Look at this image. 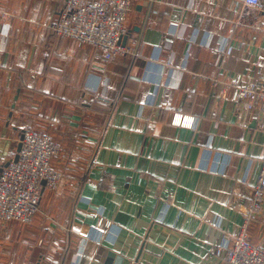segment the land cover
Returning <instances> with one entry per match:
<instances>
[{"label": "crops", "instance_id": "1", "mask_svg": "<svg viewBox=\"0 0 264 264\" xmlns=\"http://www.w3.org/2000/svg\"><path fill=\"white\" fill-rule=\"evenodd\" d=\"M66 1L0 0V166L31 127L60 142L65 175L30 224L0 222V264H221L210 249L242 232L264 154V116L225 83L264 72L263 14L244 0H135L133 52L104 62L52 29ZM98 82L113 105L93 98ZM247 236L264 245V211Z\"/></svg>", "mask_w": 264, "mask_h": 264}, {"label": "built area", "instance_id": "2", "mask_svg": "<svg viewBox=\"0 0 264 264\" xmlns=\"http://www.w3.org/2000/svg\"><path fill=\"white\" fill-rule=\"evenodd\" d=\"M135 0H67L60 18L51 27L59 35L67 36L93 48V59L110 62L119 54L132 53L133 49L123 44L125 24ZM250 7L258 9L264 17V0H244ZM264 27V20H263ZM230 53L231 47L223 43L218 50ZM169 64L172 61L168 62ZM219 82L216 80L215 85ZM102 83L89 87L93 98L110 103L102 94ZM228 97L248 110L257 109L264 116V72L259 68L257 76L246 81L243 74L236 75L225 83ZM173 123L194 127L195 116L175 113ZM264 129V122H260ZM208 146L211 145L209 141ZM62 154L60 142L52 135L40 133L34 128L24 129L22 147L18 160L14 158L0 172V222L12 221L28 224L40 211L43 189H56L62 172L52 165V158ZM224 165L220 170L224 171ZM46 181V185H44ZM264 211V154L260 160V175L253 189V196L245 206L246 217L242 232L232 237H223L222 242L210 249V254L220 257L221 264H264V245L254 244L247 236V225L252 218ZM96 216L103 211L97 209ZM112 226L111 222H107Z\"/></svg>", "mask_w": 264, "mask_h": 264}, {"label": "water", "instance_id": "3", "mask_svg": "<svg viewBox=\"0 0 264 264\" xmlns=\"http://www.w3.org/2000/svg\"><path fill=\"white\" fill-rule=\"evenodd\" d=\"M127 40H128V34H124L123 35V44H127ZM17 98V97H16ZM24 138V130L21 132V135H20V141L18 143V147H17V153L14 157V160L17 161L18 160V157H19V151L21 150V147H22V140ZM10 161L6 162L5 164L1 165L0 166V172L3 171V168L6 167L8 164H9ZM44 184H46V181L43 182Z\"/></svg>", "mask_w": 264, "mask_h": 264}, {"label": "trees", "instance_id": "4", "mask_svg": "<svg viewBox=\"0 0 264 264\" xmlns=\"http://www.w3.org/2000/svg\"><path fill=\"white\" fill-rule=\"evenodd\" d=\"M97 101V100H96ZM98 102V101H97ZM109 105H113V102H110V103H108ZM107 104V105H108ZM35 129V128H34ZM36 131H38V132H40V133H46V134H50L49 132H46V131H42V130H38V129H35ZM50 135H52V134H50ZM53 136V135H52ZM53 138L55 139V137L53 136Z\"/></svg>", "mask_w": 264, "mask_h": 264}, {"label": "rangeland", "instance_id": "5", "mask_svg": "<svg viewBox=\"0 0 264 264\" xmlns=\"http://www.w3.org/2000/svg\"><path fill=\"white\" fill-rule=\"evenodd\" d=\"M62 155H63V154H62ZM59 171L62 172V170H59ZM64 176H65V175H64V172H62V179H63ZM62 179H61V180H62ZM61 180H60V181H61ZM10 223H11V222H10ZM14 223H15V222H14ZM16 223H17V222H16ZM30 223H31V222H30ZM30 223H29V224H30ZM22 225H23V224H22ZM18 227H19V225H17V228H18ZM15 230H17V229H15ZM32 244H33V243H28V245H32Z\"/></svg>", "mask_w": 264, "mask_h": 264}]
</instances>
